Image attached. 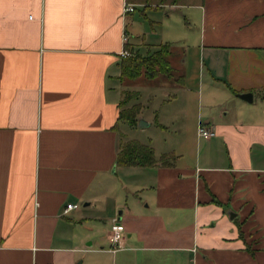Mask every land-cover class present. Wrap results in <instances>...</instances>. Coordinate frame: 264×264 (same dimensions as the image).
Wrapping results in <instances>:
<instances>
[{
	"label": "crops",
	"instance_id": "obj_1",
	"mask_svg": "<svg viewBox=\"0 0 264 264\" xmlns=\"http://www.w3.org/2000/svg\"><path fill=\"white\" fill-rule=\"evenodd\" d=\"M122 1L0 0V264H264V0ZM135 4L151 22L173 10L177 36L195 38L204 143L188 158L178 139L123 135L149 123L141 100L146 124L117 118L122 91L152 77H121L118 50L175 42L134 32ZM130 137L173 156L118 164Z\"/></svg>",
	"mask_w": 264,
	"mask_h": 264
},
{
	"label": "rangeland",
	"instance_id": "obj_2",
	"mask_svg": "<svg viewBox=\"0 0 264 264\" xmlns=\"http://www.w3.org/2000/svg\"><path fill=\"white\" fill-rule=\"evenodd\" d=\"M166 5L167 4L164 5V8H167ZM150 13L154 15H156V13L158 14L156 15L157 21L151 22L149 18H147V10L145 9V14H143L142 5L135 4L131 12L133 19L132 29L134 32L142 33L144 39L148 41H156L159 39H161V41L165 39L175 41L171 46L169 59L171 65H173L177 71L170 76H166L161 72L156 73L141 84L138 85L136 82L135 85L133 84L122 91L121 97L124 91V93L129 96L121 105V108L133 109V105H130L135 103L138 106V110L136 111L137 115L140 106V102L137 100H141L144 104L143 115L145 114L149 119V123L142 127L124 125L127 124L124 123L123 125L125 127L123 131L125 134L123 135H133L134 133L139 135L147 134L157 143H160V141L162 143L163 141L173 143V141L178 139L181 142L179 146L181 149H178V151L182 152L183 157L188 158L198 145L201 146L204 143V137H196L193 129V123L195 121L194 89L197 77H202L201 56L198 52L195 38L192 35H190V37H186L185 35V38L177 36L179 34L174 31L175 20H173V10L169 12V17L162 16L158 8L157 10H150ZM189 29H191V26ZM155 47L156 46H151L148 50H152ZM129 51L134 52L136 50L130 49ZM181 54L183 61L179 58ZM176 72L180 73L182 77L181 80L177 78ZM180 83H182V85ZM171 84L179 86L173 87ZM134 87L139 89V96H137L138 92ZM134 91L137 92L136 96H133L135 94ZM172 93H174L173 97ZM204 103L205 100L201 99V104L204 105ZM182 104H184V109L182 108L184 113L180 114L181 117H177L176 115L177 120L170 119V117H173L176 105L181 106ZM156 120L163 121L166 126H159ZM138 128H140V132Z\"/></svg>",
	"mask_w": 264,
	"mask_h": 264
},
{
	"label": "trees",
	"instance_id": "obj_3",
	"mask_svg": "<svg viewBox=\"0 0 264 264\" xmlns=\"http://www.w3.org/2000/svg\"><path fill=\"white\" fill-rule=\"evenodd\" d=\"M171 54V44L167 41L160 42L152 50L145 52H129L123 55L119 61L121 77H134L140 72L147 76H154L156 73H163L166 76L175 74L176 69L170 63L169 56ZM177 73V72H176ZM177 78L180 79V74L177 73ZM125 92V91H124ZM123 92V96L118 103L123 104L129 95ZM136 96L137 92L134 91ZM125 94V95H124ZM133 109L119 108L117 118L124 119L128 123L136 121V111L138 106L132 103ZM173 156L170 151H162L157 156L154 155L152 146L146 141H140L137 138H125L117 147L115 154V162L118 164H152L154 162L165 163L170 161L169 158Z\"/></svg>",
	"mask_w": 264,
	"mask_h": 264
},
{
	"label": "built area",
	"instance_id": "obj_4",
	"mask_svg": "<svg viewBox=\"0 0 264 264\" xmlns=\"http://www.w3.org/2000/svg\"><path fill=\"white\" fill-rule=\"evenodd\" d=\"M133 8V4L130 2L122 1V11L130 10ZM121 38L124 41L126 38L125 32L123 31L121 34ZM129 51L122 47L118 50V54L123 56L128 54ZM213 132L212 129L207 128L203 126L201 123L196 124V133L201 135H210ZM74 202H65L64 208L74 206ZM123 234V226L120 223L119 219L113 218L111 223L109 224L108 230L106 232V239L108 241L109 248L111 250L116 249L118 246H120V240Z\"/></svg>",
	"mask_w": 264,
	"mask_h": 264
},
{
	"label": "water",
	"instance_id": "obj_5",
	"mask_svg": "<svg viewBox=\"0 0 264 264\" xmlns=\"http://www.w3.org/2000/svg\"><path fill=\"white\" fill-rule=\"evenodd\" d=\"M234 93L236 95L246 99V100H249L251 98V92L249 90L235 91ZM136 123L138 125H143V124H146L147 121L144 118H142L141 116H138L137 120H136ZM227 212H228V215H231V213H233L231 210H227Z\"/></svg>",
	"mask_w": 264,
	"mask_h": 264
}]
</instances>
